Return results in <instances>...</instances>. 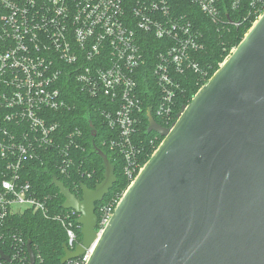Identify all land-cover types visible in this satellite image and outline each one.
I'll list each match as a JSON object with an SVG mask.
<instances>
[{"label":"built area","instance_id":"built-area-1","mask_svg":"<svg viewBox=\"0 0 264 264\" xmlns=\"http://www.w3.org/2000/svg\"><path fill=\"white\" fill-rule=\"evenodd\" d=\"M186 2L218 25L227 21L224 2L231 10L247 4L244 20L253 19L252 24L264 11V0H0V228L9 215L48 214L49 197L35 193L25 177L29 160L40 159V152L50 148L59 158V173L73 161L69 147L80 130L60 134L59 122L49 113L66 106L62 75L73 77L100 106V98L107 99L101 114L115 137L106 142L123 158L124 175L132 183L141 169L136 131L142 101L136 88L137 77H144L137 69L145 63L148 38L162 40L152 75L155 112L165 123L173 117L180 75L190 69L206 74L194 56L205 45L202 32L190 20ZM119 199L99 207L98 235ZM75 217L79 214L73 209L52 216L66 228L70 250L81 243L73 229ZM9 237L10 230V261L0 258V264H25V241L16 234ZM95 242L63 264H86Z\"/></svg>","mask_w":264,"mask_h":264},{"label":"water","instance_id":"water-1","mask_svg":"<svg viewBox=\"0 0 264 264\" xmlns=\"http://www.w3.org/2000/svg\"><path fill=\"white\" fill-rule=\"evenodd\" d=\"M147 118L163 138L99 235L95 204L116 181L107 156L97 151L103 179L80 198L52 178L81 226L61 264L95 241L86 264H264V11L171 127Z\"/></svg>","mask_w":264,"mask_h":264},{"label":"trees","instance_id":"trees-1","mask_svg":"<svg viewBox=\"0 0 264 264\" xmlns=\"http://www.w3.org/2000/svg\"><path fill=\"white\" fill-rule=\"evenodd\" d=\"M223 4L222 15L224 14L223 19L227 21L218 25L205 17L198 7L187 2L184 3L190 20L202 32L200 40L205 45L201 51L195 52L194 56L199 64V69L206 74L203 76L199 71L190 69L180 75L175 97V110L172 120L168 123L156 115L158 93L152 75L157 46L162 43V40L148 38V47L143 50L145 63L137 69V72L143 73L144 77V80L137 77L136 88V93L142 101L140 124L136 131L137 141H139V167L145 164L163 138L154 131H148L147 113L150 112L159 125L170 127L176 120L181 107L190 102L197 90L219 68V65L230 54V50L241 41L251 27L253 19L244 20L248 11L247 4H242L236 10H231L228 2ZM231 21H239L240 24L236 26L230 24ZM60 81L63 88L62 97L66 106L49 113L59 122L60 134L75 129L80 130V135L74 137L75 144L69 147L73 161L68 166L66 173H59L57 169L59 158L57 153L50 148L40 152V159L29 160L24 168L25 177L35 193L49 197L47 200L48 214L45 216L39 212L27 210L21 214L9 215L5 218V226L0 228V232H3V236L0 237V250L10 255V240L8 239L10 230V237L11 234H16L22 237L25 243L30 241L32 251L36 256L35 264H61L60 260L64 255L63 244H67L66 228L60 221L52 218L54 214L66 213V209L62 208L64 198L51 182L53 177H56L80 198L81 184L94 188L95 184L103 179L104 165L102 158L97 153V151H102L114 168L116 181L102 201L95 204L94 211L97 218H99V207L112 199L121 198L130 183L123 172V158L117 152L110 150L106 142L109 138L115 137V131L107 125L101 114L102 107L107 105V99L100 98L104 101L100 106V100L82 91L73 77L62 75ZM151 140L152 143H150ZM50 155L51 157H49ZM77 220V217L73 219V229L77 241H81V226L78 225ZM24 262L29 264V259L25 258Z\"/></svg>","mask_w":264,"mask_h":264}]
</instances>
